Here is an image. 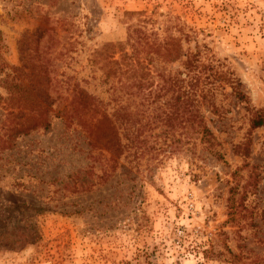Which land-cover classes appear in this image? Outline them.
I'll return each mask as SVG.
<instances>
[{"label":"rangeland","instance_id":"rangeland-1","mask_svg":"<svg viewBox=\"0 0 264 264\" xmlns=\"http://www.w3.org/2000/svg\"><path fill=\"white\" fill-rule=\"evenodd\" d=\"M22 56L58 116L12 138ZM259 118L264 0H0V264H264Z\"/></svg>","mask_w":264,"mask_h":264},{"label":"trees","instance_id":"trees-1","mask_svg":"<svg viewBox=\"0 0 264 264\" xmlns=\"http://www.w3.org/2000/svg\"><path fill=\"white\" fill-rule=\"evenodd\" d=\"M50 32L51 29L38 26L31 33H26L24 39L27 43L38 44L44 40L45 35H48L46 39L49 40L51 38ZM36 52L37 51L34 50L33 54H28L30 61H34L35 58H38V52ZM45 55H47V52L45 53ZM124 56H126V54ZM135 56L137 60V54ZM47 57L48 60H51V57H49V55H47ZM21 60L22 65L19 67L9 66L7 63H3L2 66V70L5 71L3 86L7 92L6 100L12 103V107H6L9 109L7 112L8 121L7 123H4V127L8 131H10V135L12 138L20 135H27L33 130L47 129L50 126V118L58 116L57 111H55L54 109L56 100L51 95L48 86L51 80V77L49 75L50 69L48 68V65L45 67L43 66V75L46 79L40 80L41 73L37 66L32 64L29 67L23 56ZM77 100L78 98L73 95L70 100V104L74 105L75 103H77ZM196 115V118L201 124L203 122L202 115L199 111ZM192 117H195V115H193ZM192 117H190L189 119H191ZM141 118L142 121L137 119L138 121L136 126L141 128L147 127L148 122L143 121V117ZM108 121L109 120L106 118V115L103 113L97 119L96 125H99V129H102V133L100 132L102 136H104L103 132L105 134V131H107L110 127ZM263 122L264 118L254 119L252 121V125L253 127H258L262 125ZM199 133L201 134V140H204L209 134L208 127L202 124V131H200ZM11 144L12 142L8 143L7 147L11 146ZM93 146L99 147V150L109 152V155L106 157L104 154H102V152L99 151V156L102 157V163H105V168H108L109 166L110 168H112L110 161H117L112 151L113 145H92V147ZM88 156H90V158L95 157L94 152L91 149H89ZM93 167V163L87 166L88 169ZM103 171V174H105V172H108L105 169Z\"/></svg>","mask_w":264,"mask_h":264}]
</instances>
